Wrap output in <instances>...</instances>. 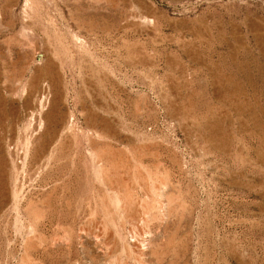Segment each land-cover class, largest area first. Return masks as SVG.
<instances>
[{"label":"rangeland","instance_id":"374dc122","mask_svg":"<svg viewBox=\"0 0 264 264\" xmlns=\"http://www.w3.org/2000/svg\"><path fill=\"white\" fill-rule=\"evenodd\" d=\"M0 264H264V0H0Z\"/></svg>","mask_w":264,"mask_h":264},{"label":"bare ground","instance_id":"6f19581e","mask_svg":"<svg viewBox=\"0 0 264 264\" xmlns=\"http://www.w3.org/2000/svg\"><path fill=\"white\" fill-rule=\"evenodd\" d=\"M51 64V63H50ZM52 65V64H51Z\"/></svg>","mask_w":264,"mask_h":264}]
</instances>
